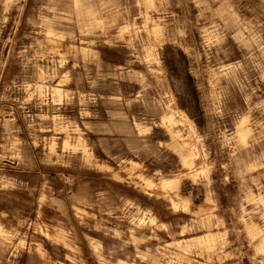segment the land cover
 Returning a JSON list of instances; mask_svg holds the SVG:
<instances>
[{
	"label": "rangeland",
	"instance_id": "1",
	"mask_svg": "<svg viewBox=\"0 0 264 264\" xmlns=\"http://www.w3.org/2000/svg\"><path fill=\"white\" fill-rule=\"evenodd\" d=\"M0 264H264V0H0Z\"/></svg>",
	"mask_w": 264,
	"mask_h": 264
}]
</instances>
